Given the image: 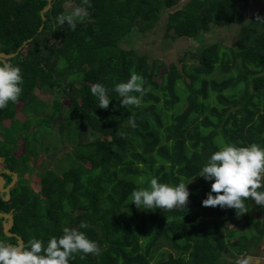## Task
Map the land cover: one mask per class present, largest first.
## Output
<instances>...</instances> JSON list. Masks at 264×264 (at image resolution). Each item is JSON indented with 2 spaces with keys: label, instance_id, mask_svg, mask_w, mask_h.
I'll return each instance as SVG.
<instances>
[{
  "label": "trees",
  "instance_id": "trees-1",
  "mask_svg": "<svg viewBox=\"0 0 264 264\" xmlns=\"http://www.w3.org/2000/svg\"><path fill=\"white\" fill-rule=\"evenodd\" d=\"M255 1L51 0L44 21L50 0H0V53H18L9 61L24 78L18 102L0 110V173L6 187L12 173L19 176L8 193L0 189V213L14 218L10 233L25 244L33 237L46 243L86 221L89 227L79 230L100 251L75 254L70 264H240L256 252L264 205L247 198L245 213L203 206L212 182L198 176L218 141L264 146V11L242 27L235 46L204 41L212 30L237 23ZM70 2L85 12L74 30L58 23ZM166 14L167 39L200 42L190 53L191 69L128 46ZM132 72L144 76L149 90L139 107H122L114 83ZM97 82L112 98L107 109L91 94ZM47 89L57 92L51 103L40 96ZM57 118L58 140L74 144L63 154L65 169L33 178L36 192L30 179L44 167L37 164L39 126H54ZM83 128L97 137L81 142ZM152 176L169 184L191 181L188 203L138 209L130 194ZM4 222L0 216V242L19 243L5 234ZM163 245L175 254L159 253Z\"/></svg>",
  "mask_w": 264,
  "mask_h": 264
},
{
  "label": "clouds",
  "instance_id": "clouds-1",
  "mask_svg": "<svg viewBox=\"0 0 264 264\" xmlns=\"http://www.w3.org/2000/svg\"><path fill=\"white\" fill-rule=\"evenodd\" d=\"M84 2L88 3L89 0ZM83 15V10L77 8L70 15H60L58 23L65 25L67 22L74 30ZM23 79L18 63L0 61V110L9 103L18 102L23 92ZM113 90L120 97L122 107H139L149 88L145 87L142 74L132 72L126 80L114 83ZM90 91L98 100V107L107 109L112 100L108 88L97 82ZM198 176L212 182L211 190L202 200L203 206L235 208L237 212L245 213L247 198L254 200L257 205H264V191H258L264 187V146L256 142L244 145L218 141L217 150L200 168ZM190 182L185 183L181 179L176 184H169L162 182L158 176H152L147 187L132 190L131 203L141 210L183 207L188 201L187 185ZM88 227L86 221H81L79 228L64 227L62 235L52 236L46 243L36 237L27 244L21 242L9 245L0 242V264H70L75 254H98V243L79 230Z\"/></svg>",
  "mask_w": 264,
  "mask_h": 264
},
{
  "label": "rangeland",
  "instance_id": "rangeland-1",
  "mask_svg": "<svg viewBox=\"0 0 264 264\" xmlns=\"http://www.w3.org/2000/svg\"><path fill=\"white\" fill-rule=\"evenodd\" d=\"M184 3L185 1H183L180 6H183ZM66 6L65 16L72 14L77 8H80L76 5L75 2H70ZM262 11H264V0H257L254 3H251L249 8L246 9L244 13H242L240 20L237 23L230 25L224 29H214L211 32L207 33L204 37L205 44L210 45L214 43H223L232 47L235 46L237 39L241 33L242 27L245 24H248L251 20L254 19L256 15H258ZM84 15L82 17H84ZM167 19L168 16L166 14L163 16L162 21L151 32L145 35H135L134 40L130 44H128V46L137 49L141 54H147L151 60L161 59L165 60L168 64L175 63L180 70L182 69L183 65H187L188 68L191 69L195 66V62L191 59L190 53L201 46L200 42L196 39H182L176 41L167 39ZM199 40H203L202 37H200ZM219 78L221 79L222 77ZM182 85L183 84L180 83V86ZM40 96L44 99V101L51 103L57 98V92L47 89L46 91L40 93ZM49 112L50 110H48L44 115L48 117ZM59 126L60 122L57 118L55 120L54 126H47L43 124L42 126H39L40 129L38 128L39 137L37 152L38 156H40V159L38 160L37 164L39 165L44 162V167H40L35 175L30 179V183L31 185H33L36 192H39L40 188L34 181V177L40 178L43 174L42 172L45 170L50 169L58 171V169L63 170L67 167V164L62 160V157L65 151L73 147L74 143H67L66 139H61L60 137V140H58V132L55 131L58 130ZM96 137L97 135L90 128H83L80 130L81 142H90ZM60 142H64L65 144L58 150V144ZM47 149L49 151H47ZM203 215L207 219L210 217L208 211H204ZM163 250H166L167 252H173L175 254V251H173L168 245H163L159 253H161ZM262 255H264V240L260 244L256 252H254L251 256L241 257L239 262L240 264H254L251 263V260L260 259L261 257L264 258V256Z\"/></svg>",
  "mask_w": 264,
  "mask_h": 264
},
{
  "label": "water",
  "instance_id": "water-1",
  "mask_svg": "<svg viewBox=\"0 0 264 264\" xmlns=\"http://www.w3.org/2000/svg\"><path fill=\"white\" fill-rule=\"evenodd\" d=\"M51 0H50V3H49V6L42 12V17H43V20L46 21V18L44 16V14L46 12H48V10L51 8ZM18 53L16 54H13V55H5V54H0V61H8V60H11L13 59L14 57H16ZM0 162H1V158H0ZM8 174H11L12 172L11 171H7ZM13 176H14V180L13 182L6 187V180L5 178L3 177V175L0 173V189H1V192L2 193H8L12 187H14V185L17 183L18 179H19V176L17 173H12ZM0 216L2 218H4L6 220V222L4 223V231H5V234L8 235L9 237H12V236H16L12 233H10V230L12 229L13 225H14V218L11 214H2L0 213ZM8 221V222H7ZM19 240V243H24L25 244V241L19 237V236H16Z\"/></svg>",
  "mask_w": 264,
  "mask_h": 264
},
{
  "label": "crops",
  "instance_id": "crops-1",
  "mask_svg": "<svg viewBox=\"0 0 264 264\" xmlns=\"http://www.w3.org/2000/svg\"><path fill=\"white\" fill-rule=\"evenodd\" d=\"M1 54V53H0ZM9 61V60H8ZM9 123V122H8ZM9 125V124H8ZM19 153V152H18ZM18 153H16V154H18ZM1 158V157H0ZM1 160H2V158H1ZM264 240V239H263ZM263 242V241H262ZM260 246V245H259ZM262 256H264V255H262ZM262 258V259H261ZM260 259H253V260H251V263H254V264H262V263H264V258L263 257H261Z\"/></svg>",
  "mask_w": 264,
  "mask_h": 264
}]
</instances>
